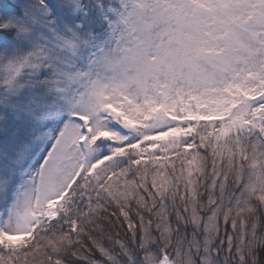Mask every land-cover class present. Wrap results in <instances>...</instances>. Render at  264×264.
I'll use <instances>...</instances> for the list:
<instances>
[{
  "label": "snow or ice",
  "instance_id": "obj_1",
  "mask_svg": "<svg viewBox=\"0 0 264 264\" xmlns=\"http://www.w3.org/2000/svg\"><path fill=\"white\" fill-rule=\"evenodd\" d=\"M0 264H264V0H0Z\"/></svg>",
  "mask_w": 264,
  "mask_h": 264
}]
</instances>
